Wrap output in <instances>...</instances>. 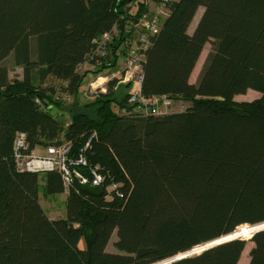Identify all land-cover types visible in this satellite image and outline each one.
<instances>
[{
  "label": "trees",
  "instance_id": "1",
  "mask_svg": "<svg viewBox=\"0 0 264 264\" xmlns=\"http://www.w3.org/2000/svg\"><path fill=\"white\" fill-rule=\"evenodd\" d=\"M152 2L168 15L149 36L142 94L189 106L134 114L131 84L119 100L115 77L85 102L91 113L73 112L68 101L77 103L85 76L115 69L135 48L136 24ZM107 33L113 42L107 56H98L96 40ZM11 56L22 79L10 78ZM97 60V68L79 69ZM249 89L261 96L235 100ZM54 107L68 115H51ZM19 132L27 135L28 153L70 142L73 158L91 138L80 171L91 177L98 167L104 181L74 179L66 189L58 171L18 170ZM41 182L47 195L67 193V218L48 216ZM262 222L264 0H0V264H159ZM114 234L117 251H109ZM251 240L249 264H264V229ZM246 245L234 238L169 264H239Z\"/></svg>",
  "mask_w": 264,
  "mask_h": 264
},
{
  "label": "built area",
  "instance_id": "2",
  "mask_svg": "<svg viewBox=\"0 0 264 264\" xmlns=\"http://www.w3.org/2000/svg\"><path fill=\"white\" fill-rule=\"evenodd\" d=\"M160 24V19L151 13L145 14L136 24V29L138 31L136 40L137 44L126 56L128 61L125 73L123 76L117 77L121 79L119 84H131L129 90V103L134 106L132 113L138 114L142 117L156 116L166 113V111L173 106L174 102L166 95L145 97L142 94L144 52L149 43V36H154L159 32ZM113 37L114 34L107 33L96 40L98 45V56H107L108 47L112 44ZM100 64L101 61L98 60L94 64L87 61L80 65L79 69H95L100 66ZM99 77L93 82L94 86L99 89V92H105L107 87L105 90V88L95 85L97 81H99ZM126 113L128 114L131 112ZM90 143L91 138L86 143L84 149L74 158L70 157V142L61 145L48 146L45 155L38 156L33 152H27V135L24 132H19L16 134L14 140L13 159L17 169L20 171H58L62 176L66 189H68L74 179L78 180L82 185L91 183L93 186H98L104 181V176L101 174L98 167L91 169V177H87L80 171V167L88 165L86 150L90 146Z\"/></svg>",
  "mask_w": 264,
  "mask_h": 264
},
{
  "label": "rangeland",
  "instance_id": "3",
  "mask_svg": "<svg viewBox=\"0 0 264 264\" xmlns=\"http://www.w3.org/2000/svg\"><path fill=\"white\" fill-rule=\"evenodd\" d=\"M149 10L150 13L154 16H157L158 18H161V22L167 17V9L161 5V4H157V3H150L149 4ZM203 13V8H200L194 21L192 22L190 28H189V32H193V30L195 29L197 22L199 21L201 14ZM136 35V33H135ZM213 45H212V41L208 42L201 55L200 58L195 66L194 69V74L195 76H197L196 81H198L199 76L201 74V71L205 65L206 59L208 58V55L210 53V51L212 50ZM127 58L126 59H121L119 65L113 69V70H105L104 72H102V74H96L93 71H90L85 78L82 81V84L79 88V93H78V101L77 103H73V98H71L68 101V105L69 108L73 111V112H77V111H85V112H90V108L85 107V102L87 100H94L96 95L99 94V89L95 86H92L93 82L95 80H97V78L99 77V81H97V83L95 84L96 86H101V84L103 83L104 79H102L103 77H107L109 79H111L112 77L115 78L116 77H121L123 76V74L125 73L126 69H127ZM7 65L9 67V71L11 73V75L13 76V78L15 79L16 76L19 75L17 68H15V65L13 64V57L11 56L9 58V60H7ZM89 69V68H88ZM82 72H85V70H82ZM109 81V80H108ZM55 79L53 78H48L47 80V86H55ZM125 85L127 84H119L118 88H117V99H122L128 92V90L125 88ZM261 96V93H259L258 91L249 89L248 91L245 92V94L242 95H237L235 97V100L238 102H245V101H252V100H256L258 97ZM189 106V103L185 102V101H174L173 102V106L171 108H169L166 112L171 113V112H179V111H184L187 107ZM115 110L119 113L124 115V111L119 110L118 107H115ZM91 113V112H90ZM69 121L70 117H66L65 121ZM36 153H43L44 152V148L38 146L36 149ZM40 199L42 201V205L45 207L46 210L51 211V216L54 217V219H65L67 218V209H66V202L65 200H63V195L62 196H55V195H47L44 191V184L43 182H41L40 184ZM264 228V222L260 223V224H255V225H243L241 227H239L236 231H234L231 235L229 234L228 237H224V238H237L240 237L242 239H245L247 241V245L246 248L242 254V257L240 259L239 264H248L249 259H250V252L252 250V247L254 245V243L252 242L251 238H243V237H247L250 236L251 233L263 229ZM220 239L223 241V239ZM117 236L116 234H114L111 243L109 244L108 250L109 251H117L116 248L114 247L113 243L116 241ZM227 240V239H224ZM216 241V240H215ZM214 241V242H215ZM219 241V240H218ZM210 244V243H209ZM80 246L84 247L83 242L80 243ZM204 245H201L199 247H197L196 249H193V252H199Z\"/></svg>",
  "mask_w": 264,
  "mask_h": 264
},
{
  "label": "water",
  "instance_id": "4",
  "mask_svg": "<svg viewBox=\"0 0 264 264\" xmlns=\"http://www.w3.org/2000/svg\"><path fill=\"white\" fill-rule=\"evenodd\" d=\"M50 113H51V115H53V116H55V115H57V114H62V115H68V113L66 112V111H63V110H60L59 108H57V107H54V108H51V111H50ZM264 229V228H263ZM263 229H260V230H257L256 232H259V231H262ZM256 232H254L253 234H255ZM232 234V233H231ZM230 234V235H231ZM252 234V235H253ZM229 235H227V236H225V237H228ZM222 238H224V237H222ZM222 238H220V239H222ZM237 238H239V237H237ZM220 239H218V240H216L215 242L214 241H212V242H209V243H206V244H203L204 246H203V248L198 252H193L192 250L190 251V252H185V253H182V254H180V255H178V256H176V257H173V258H171L169 261L167 260V261H164V262H162V263H159V264H169V263H172V262H174V261H177V260H180V259H183V258H186V257H190V256H193V255H195V254H199V253H201L202 251H204V250H207V249H209V248H211V247H214V246H216V245H219V244H221V243H223V242H225V241H227V240H224V239H228V238H224L223 239V241L222 240H220Z\"/></svg>",
  "mask_w": 264,
  "mask_h": 264
},
{
  "label": "crops",
  "instance_id": "5",
  "mask_svg": "<svg viewBox=\"0 0 264 264\" xmlns=\"http://www.w3.org/2000/svg\"><path fill=\"white\" fill-rule=\"evenodd\" d=\"M15 68H17V70H18V73H19V75L18 76H16V78L17 79H22L23 78V68L22 67H18V66H15ZM9 74H10V78L11 79H14L13 78V76L11 75V73H10V71H9ZM197 76H195V74H194V71L192 72V75H191V77H190V82H192V83H195V81H196V78ZM102 79H104V81H103V83L101 84V87L102 88H105V90H106V87H107V83H108V80H110L109 78H107V77H103ZM92 86H94V83L92 84ZM45 152H46V149L44 148V152L43 153H39V152H37L36 153V150H34L33 151V153L34 154H36V155H38V156H43V155H45ZM63 195V200H66V197H67V193L65 192V193H63V194H60V195H55V196H62ZM40 202H41V204H42V201H41V199H40ZM43 206V205H42ZM43 208H44V210L47 212V214H48V216L51 218V219H54V217L53 216H51V211H48V210H46L45 209V207L43 206ZM240 262V261H239ZM250 262V261H249ZM249 262H248V264H249Z\"/></svg>",
  "mask_w": 264,
  "mask_h": 264
},
{
  "label": "bare ground",
  "instance_id": "6",
  "mask_svg": "<svg viewBox=\"0 0 264 264\" xmlns=\"http://www.w3.org/2000/svg\"><path fill=\"white\" fill-rule=\"evenodd\" d=\"M247 226V225H246ZM253 234V233H252ZM252 234H251V237H252ZM231 239H234V238H231ZM231 239H229V240H231ZM228 240V239H227Z\"/></svg>",
  "mask_w": 264,
  "mask_h": 264
}]
</instances>
